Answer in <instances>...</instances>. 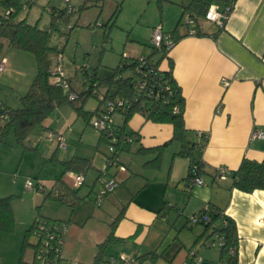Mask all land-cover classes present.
Instances as JSON below:
<instances>
[{"label": "crops", "instance_id": "0c3cea01", "mask_svg": "<svg viewBox=\"0 0 264 264\" xmlns=\"http://www.w3.org/2000/svg\"><path fill=\"white\" fill-rule=\"evenodd\" d=\"M190 1L172 0L175 18L179 19ZM211 4L223 6L222 0ZM173 26V21H166V31H172ZM201 31L205 33L202 36L187 35V28H178L180 38L169 49L160 68L167 70L168 61H173V77L185 100L184 125L192 137L199 131L205 135L204 145L194 151L202 167L204 184L187 189L189 160L178 155L177 141L164 148L159 167L146 165L155 155L138 149L168 141L172 125L133 114L126 129L136 132L138 139L123 144L117 154L125 170L111 169L119 181L116 189L106 194L96 207L94 196H87L101 190L96 176L87 193H83L85 196L77 195L80 199L74 206L64 203L68 210L57 215L68 223L61 259L74 256L73 264H92L98 245L112 232L113 239L104 247L99 264H108L109 257L119 254L139 257L138 264H234L221 248L208 245L210 231L204 224L188 220L189 215L209 205L235 222L238 236L235 264H264V190L244 192L232 186L229 175L215 178L218 166L230 171L238 168L243 157L257 161L264 158V138L251 136L254 129L264 131V0H235L223 26L202 20ZM0 43V62L5 59L4 70L0 72V104L16 108L35 75L36 66L35 70L30 67L29 52L12 48L8 42ZM133 45L127 44L122 51L128 58L149 55ZM12 72H19L21 77L11 78ZM58 113L61 120V112ZM175 144L178 147L171 150ZM64 158L56 157L60 164ZM62 171L63 166L60 174ZM79 172L82 171H71ZM71 173L67 171L62 176L70 188L74 177ZM5 188L7 185L0 184V191ZM120 211L123 216L112 227ZM31 224L30 219L18 222L15 216L13 231H0V264L18 263L23 238ZM84 234L86 238H82ZM191 249L194 255L190 254ZM25 253L23 259L28 261ZM33 256L34 253L31 259ZM64 263L67 264L60 262Z\"/></svg>", "mask_w": 264, "mask_h": 264}, {"label": "rangeland", "instance_id": "374dc122", "mask_svg": "<svg viewBox=\"0 0 264 264\" xmlns=\"http://www.w3.org/2000/svg\"><path fill=\"white\" fill-rule=\"evenodd\" d=\"M21 2L23 5L28 0H21ZM68 5L73 9L69 17L58 23L55 22L49 10L51 8L65 9ZM117 7L118 11L112 19L113 23L110 20ZM2 10L4 7L0 3V13ZM175 13L176 8L172 0H70L69 2L34 0L29 2L27 7L22 6L19 9L17 19L25 18L27 23L37 24L39 28L47 31L53 24L49 44L57 52L49 56L50 68L61 65L72 90L79 97L72 103L66 102L56 107L42 125H37L30 131L23 144L15 140L12 132L6 133L3 141L0 142V170L2 171L0 184L7 185V188L0 191V195L1 197L15 195L12 200V209L18 222H26L28 219L33 222V218L37 216L59 220L57 215L68 210L62 201L45 198L50 189V183L62 170L60 160L56 157H65V160L71 157L90 160L92 165L85 170V174L83 173L84 186L77 190L79 197L85 196L106 156L110 153L109 143L101 142L97 145L98 130L91 125V121L86 122L78 116L74 109L75 106L82 105L84 110L91 111L98 103V98L94 95L83 94V89L88 85V74L96 71L98 76H109L112 68L118 65L122 51L130 43H134L132 47L135 49L141 48L144 49L143 53L151 54L153 52L152 26L160 24L162 30L166 32V21H173L175 26L178 20L175 18ZM183 15L178 16L181 18L178 26L180 29L186 28L182 22ZM68 25L72 28H68ZM1 42L4 45L7 43L5 38H1ZM28 54L30 67L35 70L34 56L30 52ZM152 55L155 56V54ZM84 69H87L88 74L84 73ZM130 73H132L131 70L127 69L123 75ZM9 75L13 79L21 77L19 72H12ZM58 112H61V120L58 119ZM117 120L120 121V118ZM5 121V118L0 117V133ZM49 131L65 136L67 142L65 150L58 147L55 142L45 139ZM174 146L177 145H172L171 150ZM57 153L59 156H56ZM73 174L71 173V176ZM67 179H70L69 175ZM27 180H30L37 189H28L25 186ZM95 186H98L96 182ZM187 189L191 188L187 187ZM84 192L86 193L83 194ZM91 195L94 196L93 193L87 196ZM86 237L87 234H84L82 238ZM36 241V237L29 233L24 251H26L25 259L30 262L34 260L31 256L35 251ZM78 248L79 245L73 249V255ZM74 261L72 256L69 259H61L59 264L60 262L73 264Z\"/></svg>", "mask_w": 264, "mask_h": 264}, {"label": "trees", "instance_id": "16d2710c", "mask_svg": "<svg viewBox=\"0 0 264 264\" xmlns=\"http://www.w3.org/2000/svg\"><path fill=\"white\" fill-rule=\"evenodd\" d=\"M32 1L34 0H28L27 3L22 5L21 0H0V3L4 7V10L0 13V39L5 38L8 45L12 48L30 52L34 56L36 64L35 75L27 91L19 98L20 106L8 108L0 104V116L5 115L6 117V121L0 133V142L3 141V137L6 133L12 132L15 140L19 144H23L29 136L30 131L35 126L42 125L56 107L66 102H73L68 99L66 91L51 80V72L54 68H50L49 56L51 53L57 52V50L49 44L53 24L47 31L39 28L37 24L32 25L27 23L25 18L17 19L19 9L22 6L27 7L29 2ZM213 1L215 0H191L190 3L185 6L186 10L183 11L182 15L186 14V11L189 13L194 21L193 27L196 30L194 34H189V27L185 25L187 28V35L202 36L205 34L201 31L202 20H205V11ZM118 7L114 11L110 21H112L117 13ZM64 10L65 9L51 8L49 12L53 16L55 22L58 23L67 19L71 14L63 16ZM112 22L114 23V20ZM180 23L181 18L178 19L172 31L164 32L172 46L180 38V36L177 35ZM71 28L72 26L70 29ZM169 49L170 48L167 47L166 44H162L159 48L153 47V52L145 56L154 65V75H156L157 80L155 86L148 83L149 85H146L141 91H139L137 87L139 78L137 77L138 72L135 71V66L139 64L138 57L128 58L125 53H121L118 65L112 68V71L107 77L98 76L96 71L88 74L87 69H84V73L88 74V85L83 89V94L85 96L94 95L98 98V103L91 111L84 110L82 105L75 106L74 109L78 116H81L86 122H90L95 115L104 109L107 100L115 98L126 100L125 106L119 109V113L121 114L116 118V125L118 127L116 131L119 132V137L122 134L132 133L136 134L138 139V134L136 132L127 131L126 129L127 122L135 113L142 114L147 120L152 122L171 124L173 130L172 137L168 141L151 148H144L141 146L138 151L154 154V158L146 161L145 164L157 168L160 165L164 148L172 141L179 142L180 150L178 151V155L186 157L189 160L188 180L189 168L192 163L198 164L199 173H202L201 164L199 160L195 158L194 151L195 147L201 149L204 145L202 138H204L205 135H202L200 139L197 138V134H195V137H192L188 134L184 125L183 113L185 100L180 86L173 77V61H168L167 70H162L160 68V63L166 57ZM152 54H155V56ZM150 68H153V66L149 64L144 66L145 70ZM127 69L131 70L132 73L123 75V72ZM66 79L70 85L69 79L67 77ZM99 88H101V90H99ZM102 90L103 92H101ZM150 90H153L156 94H146ZM135 97H137V99ZM175 108H177L176 111ZM118 118H120V121L117 120ZM98 132L99 137L97 145H100L101 142L109 143V137L104 132ZM123 144L127 143L121 141L117 143L118 152ZM61 164L63 166V171L54 181L50 190L45 195V198H53L74 206L80 199L77 196L78 189L74 186L70 188L62 180V176L67 171H82V173H85V170L92 164L89 159L80 157H71L68 160H63ZM229 176L232 179V186L239 190L244 192H253L257 189L264 190V158L257 161L243 157L238 168L229 171ZM14 197L15 195L0 197V231L2 232L10 233L15 227V215L12 209V200ZM212 212L214 214L213 221H226V224L220 228L221 233L224 235V245L221 247V250L223 253H227L228 261L235 264L237 262L236 255L238 246L235 222L221 210L212 208ZM122 216L123 212L120 211L115 220L111 223V226L114 227ZM37 217L34 218L30 228L25 232L21 256L17 264H35L34 260L31 262L25 261L23 259V252L27 237L29 233H31V228ZM205 226L208 228L207 225ZM112 239L113 235L112 232H110L105 241L98 245V252L92 264H99L102 261L104 247ZM231 247L236 248V254H228V249ZM138 258L136 259L138 260Z\"/></svg>", "mask_w": 264, "mask_h": 264}, {"label": "built area", "instance_id": "2783aa9c", "mask_svg": "<svg viewBox=\"0 0 264 264\" xmlns=\"http://www.w3.org/2000/svg\"><path fill=\"white\" fill-rule=\"evenodd\" d=\"M70 0H66L69 2ZM223 6L220 8L217 4H210L204 14V19L208 22L217 24L218 26H223L226 19L228 18L230 12L233 9L235 0H223ZM72 7L70 5L65 8L63 11V16H68L72 13ZM50 11V10H49ZM182 22L184 25L188 26V33L194 34L195 28L193 27L194 21L189 13L183 15ZM71 25H68L70 28ZM151 44L155 48H159L162 44H166L167 47L171 48L172 44L170 40L167 39V35L162 30L161 25L153 27L151 33ZM5 59L0 62V72L4 70ZM138 63L135 66V71L138 72L137 77L139 78L138 89L139 91L143 90L148 83L155 86L156 84V75L154 65L149 59L145 56L138 57ZM151 65L153 68L148 70L144 69L145 65ZM152 78V80H151ZM51 80L53 83L61 86L65 91L68 99L75 101L78 99V95L74 92L65 77L64 70L61 65H57L54 70L51 72ZM224 84L226 80L223 79ZM138 91V92H139ZM153 90L148 91L146 94L151 95ZM141 95V93L139 92ZM156 94V93H154ZM137 99V97H135ZM127 101L120 98H115L112 100H107L104 105V109L100 111L91 119L92 126L101 132H104L109 137V155L106 156L105 161L99 170L96 182L101 186L100 192L94 194V203L96 206H100L102 199L106 194L113 192L119 184L118 179L114 174H111L112 168H117L118 170H125V167L119 163L117 154L118 142L131 143L137 139L136 134H122L119 137V132L116 131L118 128L116 125V118L121 114L119 109L125 106ZM177 108H175V111ZM143 112V111H141ZM1 118H6L5 115H1ZM197 138L200 139L203 132H197ZM252 138H264V131L254 129L252 132ZM46 138L48 140H54L59 147L66 149L67 142L63 135L49 131ZM229 175V170L225 166H218L215 171V178L221 179ZM84 174L82 172L74 174L73 177V186L80 187L84 184ZM204 184V179L199 173V165L192 163L189 168V177L187 180L188 187L197 185L201 186ZM25 186L28 189H36L34 184L27 180ZM213 212L210 209L209 205H206L205 208L198 213H194L188 217L189 222L191 223H202L208 226L210 231V237L208 239V245L221 248L224 245V235L221 233L220 228L226 224V221H213ZM68 231V224L65 221L61 220H50L48 218L37 217L32 228L31 234L34 235L37 239L34 251V262L35 264H59V261L62 257V246L64 244L66 234ZM190 254L194 255L195 252L193 249L190 250ZM228 254H236V248H229ZM201 261V258H198V263ZM108 264H138L136 257L131 255L119 254L117 257L111 256L108 259Z\"/></svg>", "mask_w": 264, "mask_h": 264}]
</instances>
